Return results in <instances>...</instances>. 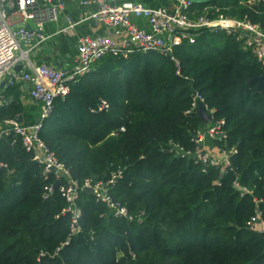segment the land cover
Segmentation results:
<instances>
[{
  "label": "trees",
  "instance_id": "1",
  "mask_svg": "<svg viewBox=\"0 0 264 264\" xmlns=\"http://www.w3.org/2000/svg\"><path fill=\"white\" fill-rule=\"evenodd\" d=\"M174 57L104 58L55 99L40 131L79 184L121 171L112 195L131 220L112 218L83 192L74 235L54 174L45 176L18 135L0 138V264H264V233L248 228L257 214L264 223V68L226 35L205 34ZM20 92L4 87L1 124L29 126ZM197 95L226 122L227 138L215 145L236 150L231 171L204 172L193 160Z\"/></svg>",
  "mask_w": 264,
  "mask_h": 264
},
{
  "label": "built area",
  "instance_id": "2",
  "mask_svg": "<svg viewBox=\"0 0 264 264\" xmlns=\"http://www.w3.org/2000/svg\"><path fill=\"white\" fill-rule=\"evenodd\" d=\"M64 1L66 0H0V85L5 81H8L5 87H14L20 82L31 85L29 97L41 106L39 122L29 126L18 121L5 122L2 124L5 128L0 130V138L12 132L18 135L24 150L43 166L45 176L51 173L55 175L56 185L60 184L59 192L68 205L66 213L72 216L75 235L80 232L78 222L81 218L77 204L86 190H91L95 201L103 204L112 218L131 220V217L128 210L116 202L112 195L118 179L123 177L121 171L114 173L107 182L86 181L79 184L41 139L42 125L49 118L55 99L65 98L70 92L71 83L79 82L89 75L95 65L108 56L127 58L136 53H159L176 61L174 53L178 47L184 43L195 44L205 34L231 37L264 68V0H241L238 5L227 8L205 6L200 13H196L197 6L187 0H171L174 5L172 11L165 8L152 9L141 4L120 3L119 0H84V6L92 5L97 8L88 17L89 20L112 28L117 36L125 35L126 40L117 43L104 37L80 39L76 63L69 71L56 70L46 65H31L30 54L48 41L49 38L44 34L45 28L58 23ZM13 16H17L24 25L15 28V23L11 20ZM134 20L145 21L150 30L139 29ZM68 22L67 30L73 29L72 22ZM26 24H32L34 29H28ZM22 64H25V68L27 64L30 65L31 71L21 70L17 73L18 65ZM4 104V98L0 99V107ZM199 104L205 107L210 122L195 139L198 150L193 155V160L204 168V172L211 167L231 171L230 160L232 155L237 154L236 150L224 151L219 157H215L203 146L207 140L215 143L226 140V122L218 121L215 111H210L199 95L192 101V111L198 110ZM103 107L107 108L106 103ZM176 150L181 156L191 155H185L178 148ZM0 170H6V167L0 166ZM239 190L242 195L251 194L246 188ZM47 192L51 195L54 188H48ZM248 228L253 232L264 233L260 214L248 223Z\"/></svg>",
  "mask_w": 264,
  "mask_h": 264
},
{
  "label": "crops",
  "instance_id": "3",
  "mask_svg": "<svg viewBox=\"0 0 264 264\" xmlns=\"http://www.w3.org/2000/svg\"><path fill=\"white\" fill-rule=\"evenodd\" d=\"M83 1L84 0H66L63 2L58 23L47 25L45 28L44 34L49 38L48 41L30 54L31 65H46L56 70L69 71L76 63L80 39L84 37H104L112 39L117 43L126 40L125 35L117 36L112 28L102 25L97 21L89 20L88 17L92 15L97 8L92 5L84 6ZM119 2L141 4L152 9L165 8L169 11H172L174 8L171 0H119ZM200 7L201 6H197L196 8ZM195 11L197 13V9H195ZM11 20L15 23V28L24 25L17 16H13ZM68 20L74 25L73 29L67 30L69 28ZM133 22L139 29L145 31L150 30L149 25L145 21L134 20ZM26 27H28V29H34L32 24H26ZM65 30H67V32L63 33ZM24 65H18V67H20L22 71H31L30 65L27 64L26 68ZM17 87L21 90L20 100L25 108V115L23 116L25 120L24 123L30 125L36 121L38 122L41 117V106L34 103L29 97L28 92L31 85L20 82L14 86V88ZM3 89L4 88L0 86V99H2ZM203 146L205 150L213 156L219 157L221 155L213 141L208 140L204 142Z\"/></svg>",
  "mask_w": 264,
  "mask_h": 264
},
{
  "label": "water",
  "instance_id": "4",
  "mask_svg": "<svg viewBox=\"0 0 264 264\" xmlns=\"http://www.w3.org/2000/svg\"><path fill=\"white\" fill-rule=\"evenodd\" d=\"M187 1H191L192 3H194L197 6H203V5H207L208 6L211 3H217V2L222 1V0H187ZM20 71H21V68L18 67L16 69V72L20 73ZM260 81L263 82V79H261ZM7 82L8 81L3 82L1 87L4 88L7 85ZM198 111H199V115H200V118H201V121H202V123H201V132H202L207 127V125L209 124L210 116L206 112V109H205V107L202 104H199ZM2 171H4V170H2ZM53 172H56V171L53 170ZM59 188H60V184H57L55 189L57 190ZM86 193L91 194V190H86Z\"/></svg>",
  "mask_w": 264,
  "mask_h": 264
},
{
  "label": "rangeland",
  "instance_id": "5",
  "mask_svg": "<svg viewBox=\"0 0 264 264\" xmlns=\"http://www.w3.org/2000/svg\"><path fill=\"white\" fill-rule=\"evenodd\" d=\"M223 1V0H222ZM219 2H221V1H219ZM218 3V2H217ZM1 86V85H0ZM5 127L2 125V124H0V130H2V129H4ZM208 141V140H207ZM214 144H215V142H214Z\"/></svg>",
  "mask_w": 264,
  "mask_h": 264
},
{
  "label": "bare ground",
  "instance_id": "6",
  "mask_svg": "<svg viewBox=\"0 0 264 264\" xmlns=\"http://www.w3.org/2000/svg\"><path fill=\"white\" fill-rule=\"evenodd\" d=\"M5 171V170H4ZM51 174H53V173H51ZM55 176V175H54Z\"/></svg>",
  "mask_w": 264,
  "mask_h": 264
}]
</instances>
